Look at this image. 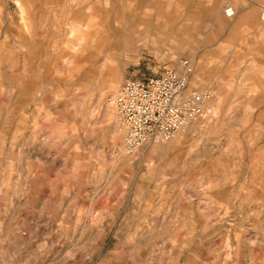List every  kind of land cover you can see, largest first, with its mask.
<instances>
[{
  "label": "rangeland",
  "instance_id": "374dc122",
  "mask_svg": "<svg viewBox=\"0 0 264 264\" xmlns=\"http://www.w3.org/2000/svg\"><path fill=\"white\" fill-rule=\"evenodd\" d=\"M21 1L0 3V264H264V0ZM182 61L202 117L128 155L111 98Z\"/></svg>",
  "mask_w": 264,
  "mask_h": 264
},
{
  "label": "built area",
  "instance_id": "2783aa9c",
  "mask_svg": "<svg viewBox=\"0 0 264 264\" xmlns=\"http://www.w3.org/2000/svg\"><path fill=\"white\" fill-rule=\"evenodd\" d=\"M16 0H0L12 4ZM192 67L181 62V71L167 70L141 78H129L111 98L116 119L124 132L128 155L150 141H168L202 117L207 92H188Z\"/></svg>",
  "mask_w": 264,
  "mask_h": 264
},
{
  "label": "bare ground",
  "instance_id": "6f19581e",
  "mask_svg": "<svg viewBox=\"0 0 264 264\" xmlns=\"http://www.w3.org/2000/svg\"><path fill=\"white\" fill-rule=\"evenodd\" d=\"M21 0H16L15 1V5H16V3H17V5L18 6H20L21 5V3H22V1L20 2ZM226 12H227V17H233L234 15H235V12H234V10H233V8H228L227 10H226ZM191 65V67H192V73L189 75V80L191 79V76L193 75V73H194V68H193V66H192V64H190ZM189 83H188V92H190V89H191V80L190 81H188ZM196 92H198V91H196ZM187 129V127L184 129V130H186ZM140 148V147H139ZM138 148V149H139ZM137 149V150H138Z\"/></svg>",
  "mask_w": 264,
  "mask_h": 264
}]
</instances>
